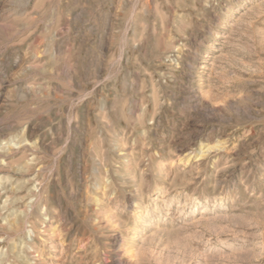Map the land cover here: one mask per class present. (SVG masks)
Returning <instances> with one entry per match:
<instances>
[{
	"label": "rangeland",
	"instance_id": "374dc122",
	"mask_svg": "<svg viewBox=\"0 0 264 264\" xmlns=\"http://www.w3.org/2000/svg\"><path fill=\"white\" fill-rule=\"evenodd\" d=\"M0 264H264V0H0Z\"/></svg>",
	"mask_w": 264,
	"mask_h": 264
}]
</instances>
